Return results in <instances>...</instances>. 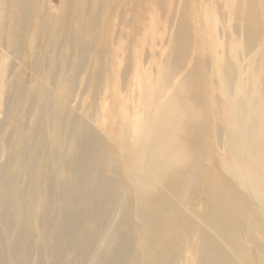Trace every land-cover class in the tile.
<instances>
[{
  "label": "bare ground",
  "instance_id": "6f19581e",
  "mask_svg": "<svg viewBox=\"0 0 264 264\" xmlns=\"http://www.w3.org/2000/svg\"><path fill=\"white\" fill-rule=\"evenodd\" d=\"M0 117V264H264V0H0Z\"/></svg>",
  "mask_w": 264,
  "mask_h": 264
},
{
  "label": "rangeland",
  "instance_id": "374dc122",
  "mask_svg": "<svg viewBox=\"0 0 264 264\" xmlns=\"http://www.w3.org/2000/svg\"><path fill=\"white\" fill-rule=\"evenodd\" d=\"M83 100L85 101V106H87L88 104L91 103V91L90 90H85L84 94H83ZM1 119V117H0ZM36 120H33L31 122V124H33ZM31 124L29 125V128H31ZM4 140L3 137L0 136V166H6L8 160L11 157V146H6L4 148ZM6 173H11L13 171V169L11 167H7L6 169Z\"/></svg>",
  "mask_w": 264,
  "mask_h": 264
}]
</instances>
